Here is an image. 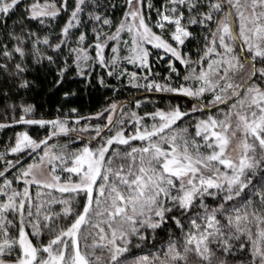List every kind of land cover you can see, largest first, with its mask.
<instances>
[{
    "label": "snow or ice",
    "instance_id": "1",
    "mask_svg": "<svg viewBox=\"0 0 264 264\" xmlns=\"http://www.w3.org/2000/svg\"><path fill=\"white\" fill-rule=\"evenodd\" d=\"M167 4L171 7L156 9L155 26H171L170 40L176 46L147 23L145 7L153 8L147 0H125L126 10L117 22L105 14L109 5L100 0H72L71 6L69 0L59 5L56 0L29 5L0 0V22L18 5L28 20L41 25L70 13L55 44L21 28L27 37H35L29 51L24 35L9 33L17 44L12 52L6 46L0 52L7 59L13 60L15 53L22 61L34 56L35 63H55L37 45L57 54L68 47L73 64L65 61L58 77L74 66L86 78L95 64L111 65L107 74L112 76L121 59V36L127 34L131 39L123 43L131 45L125 58L129 63L149 68L150 52L144 45H151L186 69L182 79L187 83L147 87L194 101L183 111L175 106L143 116L131 113L135 127L127 136L123 128L106 134L124 124L113 119L118 109L113 103L105 110V124L79 128L94 134L75 150L65 146L54 151L49 144L53 137L77 131L67 121L16 120L50 126L51 132L39 141L20 133L10 148L15 161H4L0 153V264H264V0ZM84 16L92 23L93 39L80 33L71 47L73 30L81 27ZM196 27L208 35L201 54L192 60L180 48L196 39ZM170 69L180 75L175 66ZM0 70L7 73L8 65L0 64ZM25 71L23 63H15L11 75L21 77ZM19 87H28V82L21 79ZM22 111L28 114L32 108ZM185 118L189 126L180 123ZM146 119L153 122L145 124ZM7 126L0 124V129ZM21 154L35 156L24 166ZM208 199L215 205L206 203ZM158 229L165 237L155 254L127 255L142 242L155 240Z\"/></svg>",
    "mask_w": 264,
    "mask_h": 264
},
{
    "label": "trees",
    "instance_id": "2",
    "mask_svg": "<svg viewBox=\"0 0 264 264\" xmlns=\"http://www.w3.org/2000/svg\"><path fill=\"white\" fill-rule=\"evenodd\" d=\"M33 0H22V5H29ZM59 5L60 0H56ZM101 4H108L105 8V14L109 15L114 22H117L125 12V0H100ZM147 3L153 5L152 9L145 7L146 20L149 25L153 27L155 31H162L165 33V39L170 40V28L166 26L165 30H160L155 25L159 21V16L156 13V9L163 6L171 7L167 4V0H147ZM111 4H115L116 7H111ZM72 5V1L70 3ZM87 10V7H86ZM69 12H63L55 20H46L44 25L39 24L36 21H30L26 18L24 8L20 5L16 10L10 13L3 22H0V52H2L6 46L9 52H12L16 46L17 41L12 39L8 34L15 32L18 35H24L27 43L25 45L26 50H31V45L35 37H27L25 33L21 32V28L25 31H32L43 40L45 37L49 38L52 44H55L60 39V32L67 19L69 18ZM83 22L81 33H86L87 37L93 39L92 23L88 21L87 16L82 18ZM196 36L195 40L186 41L182 47V53L195 60L198 55L201 54V49L204 47V37L208 35V32L204 29L196 27L194 29ZM37 47L40 50L42 56H53L55 63H49L46 59L40 63L34 62V56H29L21 60V58L13 53L14 59L9 60L3 55H0V64L8 65V72L5 73L0 70V124L9 125L0 129V152L5 153L11 148L16 140V137L21 132H26L35 140L39 141L45 139L49 135L50 127H41L39 125H27L19 124L11 121L7 115L10 114V107H18L19 105H31L40 112V116H35L36 120H62L67 121L68 124L74 123L76 119H80L81 122H85L93 125H103L106 123L104 117L113 103L124 104L125 108H134L141 115L146 113H152L157 108H168L179 106L183 111L191 108L194 101L188 97H184L172 93H157L147 92L144 90L134 89L128 85V81L125 77L117 78V75L109 76L105 68H101L99 65H94L91 68L86 78L77 74V69L69 67L68 71L63 74V77H58L59 70L55 69L57 66H61V62L67 61L69 65L73 64V58L69 55V49L64 47L60 53L57 54L47 45L39 44ZM159 53H154L151 58L150 69L156 76V81L164 84L173 82V86L178 87L182 83V77L186 74L184 66L180 65L178 61L170 58L162 60L160 57L155 59V56ZM173 61L180 73L179 76L170 69V62ZM15 63H23L26 71L21 77L11 75L14 71ZM149 71V69H147ZM157 74V75H156ZM154 77V76H153ZM22 80L28 82V87L21 88L19 83ZM101 80L103 83H101ZM140 103L139 107L137 104ZM73 109L75 111H73ZM103 113L99 119H83L85 117H96L98 114ZM103 119V120H102ZM181 124L187 123L188 119L181 121ZM194 123V121H192ZM120 126L117 124L112 131H107V135H112L114 129H118ZM91 131L84 132L76 137L73 141V137L68 135H60L53 137L51 142L57 141L61 145L67 146L70 150H75L81 147L86 138L93 135ZM50 142V140H49ZM65 142V143H63ZM69 142V143H68ZM70 144V145H67ZM138 144V143H134ZM7 158V157H6ZM17 156H8L6 160H16ZM22 160L23 157L20 156ZM5 160V161H6ZM28 162V161H27ZM24 162L23 164H26ZM4 166V162L0 164V168ZM15 171V169L13 170ZM59 196L58 193H53ZM255 202V201H254ZM206 203L215 205V201L212 199L206 200ZM59 207V206H57ZM71 219V218H69ZM167 228V225L165 226ZM165 237V231L158 229L156 232L155 240L142 242L140 248L132 249V252L127 254L129 256L149 255L155 254L160 247V241ZM155 245V247H153Z\"/></svg>",
    "mask_w": 264,
    "mask_h": 264
},
{
    "label": "rangeland",
    "instance_id": "3",
    "mask_svg": "<svg viewBox=\"0 0 264 264\" xmlns=\"http://www.w3.org/2000/svg\"><path fill=\"white\" fill-rule=\"evenodd\" d=\"M72 0H69V5L71 3ZM41 2H44V0H41ZM57 3V2H56ZM58 5V4H57ZM71 6V5H70ZM187 15V13H186ZM147 21V20H146ZM86 22H83L82 21V25L85 24ZM148 23V21H147ZM149 24V23H148ZM82 25L81 27L77 28V29H74L73 30V34H72V39L69 41L70 43V46L71 47H75L76 46V43H75V37L78 36L80 33H81V28H82ZM150 26V25H149ZM152 27V26H150ZM170 28L171 30V26H167ZM152 30H153V27H152ZM161 30V29H160ZM114 31V29H113ZM164 31H166L164 29ZM153 32L161 35L164 39H165V33H163L162 31H155L153 30ZM169 35L171 36V31L169 33ZM131 37L128 36L127 34H122L121 36V41L119 42V48H120V56H121V59L120 61L118 62V65L115 67L114 69V75H116V73H119V77L122 78V77H125L126 80L128 81V85L133 87L134 89H138L139 91L140 90H144V91H147V92H157V93H170V92H166V91H156L155 88H152V89H149L147 87V85L149 84H160L162 86L164 85H168V86H171V87H174L173 86V82H169V84H164V83H160V82H157L155 79H156V76L155 74L153 73V71L150 69V64H151V58H153V54L154 53H159L157 55L159 56H155V59L160 57L162 60H164L165 58H170L172 60H175L174 57H171V55L169 53H165L162 49H156V48H153L151 45H144L150 52V56H149V68H142V67H139L138 66V63L137 64H132V63H129L127 59H125L126 57L130 56L131 53L129 51L131 45H125L123 43V41L125 40H129L130 41ZM88 40L91 41V38L88 37ZM165 40H168L170 43H173L174 46L175 45V42L169 40V39H165ZM115 43V42H113ZM68 48V47H67ZM69 49V48H68ZM180 50L182 51V48H180ZM89 52L90 54H93L94 55V49H89ZM111 53L110 51L106 50L105 52V56H106V59H109L111 58ZM64 63L65 61L61 62V66H57L55 69L57 70H60L63 66H64ZM173 64V61L170 62V65ZM95 65H99V64H95ZM100 66V65H99ZM85 67H87L85 65ZM101 67V66H100ZM93 68V67H92ZM101 68H104V67H101ZM147 69H149V71H147ZM105 70L108 72L109 70H113L112 69V66L109 65L108 68H105ZM133 74H135V78L133 79ZM157 75V74H156ZM154 76V77H153ZM184 83H187L185 82L184 80H182V83L181 84H184ZM180 84V85H181ZM133 85H138V86H133ZM172 94H175V93H172ZM118 105V109H117V112L116 114L113 116V119L114 120H119V119H123L124 120V124L123 125H120L119 124V128L118 129H114L113 130V134L115 131L117 130H120L121 128L125 129V135L127 136L128 134H130L133 130V128L135 127V123H134V119L132 116H131V113L135 112L137 113L139 116H143L141 114H139L137 112L136 109L134 108H125L124 104H120V103H115ZM140 105V103H138ZM24 107H31L32 108V111L28 114H25L23 113L22 109ZM169 108L171 107H168V108H157L154 110L157 111V110H161V111H167ZM120 109H122V112L120 111ZM153 113V112H152ZM109 115V112L107 111V113L105 114V117ZM21 116H24L25 119H34L36 120L35 116H40V112H38L35 107L31 106V105H19L18 107H10V114L7 115V117L15 122L16 120H18ZM104 117V119H105ZM103 120V119H102ZM153 121H151L150 119H146L144 121L145 124H148L150 125ZM68 124V123H67ZM183 125L185 126H188L187 123H184ZM69 127H72V128H76L77 131L76 132H71L68 134V137H76L77 135L81 134V133H84V132H80L78 131L79 128L81 126H85V127H91L89 122L88 123H85V122H81L80 121V124H76L75 121L74 123L72 124H68ZM50 127V126H49ZM107 132V130H105ZM51 132V128H50V131ZM21 133H24V132H21ZM20 134V133H19ZM19 134L17 135V137L19 136ZM50 134V133H49ZM29 135V134H28ZM30 136V135H29ZM16 137V138H17ZM31 137V136H30ZM33 138V137H32ZM34 139V138H33ZM52 140H50L49 144L51 145H55V148H54V151L57 150V149H63L65 148V144L64 145H61L60 142H57V141H53L51 142ZM65 143V142H63ZM69 143V142H68ZM135 143V142H133ZM139 144V142H136ZM67 145H70V144H67ZM14 146V145H13ZM69 149V148H68ZM0 153H3V152H0ZM8 156H14L16 157L15 155H13L11 152H10V148L4 153V161L8 158ZM21 157H23V159L21 160L22 164L24 162H27L26 164H23L24 166H26L29 162L32 161L33 157L35 156V154H33L32 156H29L27 154H21L20 155ZM7 157V158H6ZM4 161H0V164L3 163ZM15 161V160H13ZM64 176H67L68 174L67 173H64L63 174ZM59 194V193H58Z\"/></svg>",
    "mask_w": 264,
    "mask_h": 264
}]
</instances>
